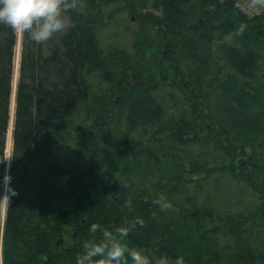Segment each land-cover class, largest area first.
I'll return each instance as SVG.
<instances>
[{
	"label": "trees",
	"instance_id": "16d2710c",
	"mask_svg": "<svg viewBox=\"0 0 264 264\" xmlns=\"http://www.w3.org/2000/svg\"><path fill=\"white\" fill-rule=\"evenodd\" d=\"M79 4L44 44L21 36L16 88L18 34L0 24V264H74L89 240L264 264V7Z\"/></svg>",
	"mask_w": 264,
	"mask_h": 264
},
{
	"label": "clouds",
	"instance_id": "9594fccd",
	"mask_svg": "<svg viewBox=\"0 0 264 264\" xmlns=\"http://www.w3.org/2000/svg\"><path fill=\"white\" fill-rule=\"evenodd\" d=\"M257 3L264 7V0H257ZM80 10L79 0H0V24L6 25L14 34H26L32 42L42 45L55 34L68 30L72 26L70 13ZM10 180L11 177L5 174L3 186L7 187ZM9 191L14 194V190ZM96 231L97 224H91L89 232ZM118 231L124 236L128 230L120 228ZM129 259L132 264H185L184 257L180 255L174 260L166 255L150 258L116 241L105 244L92 240L76 254L74 264H127Z\"/></svg>",
	"mask_w": 264,
	"mask_h": 264
},
{
	"label": "rangeland",
	"instance_id": "374dc122",
	"mask_svg": "<svg viewBox=\"0 0 264 264\" xmlns=\"http://www.w3.org/2000/svg\"><path fill=\"white\" fill-rule=\"evenodd\" d=\"M243 9L249 14V15H254V14H258L260 11L259 10H257V9H255L254 8V6H252V5H247V4H245V5H243ZM131 19H132V22L133 23H131V28L133 29V30H136V28H137V25H136V19L134 18V17H131ZM21 36L22 35H19L18 34V44H17V47H16V50H15V61H14V63H15V70L16 69H18V65H19V61H20V43H21ZM19 49V50H18ZM18 57V58H17ZM18 60V61H17ZM16 63H17V65H16ZM5 158L7 159L8 157L5 155ZM8 160V159H7ZM4 200H5V196H4V198H3V202H4ZM2 209H3V206H2ZM2 220H3V218H2ZM75 240H74V238H73V235H72V231L71 230H69V229H67L66 231H65V233H64V237H63V239H62V243H63V245H65V246H68V245H70V244H72L73 242H74ZM1 245V244H0Z\"/></svg>",
	"mask_w": 264,
	"mask_h": 264
},
{
	"label": "bare ground",
	"instance_id": "6f19581e",
	"mask_svg": "<svg viewBox=\"0 0 264 264\" xmlns=\"http://www.w3.org/2000/svg\"><path fill=\"white\" fill-rule=\"evenodd\" d=\"M19 50V49H18ZM17 51V50H16ZM18 58V57H17ZM18 61V60H17ZM17 65V63H16ZM18 67V66H17ZM8 138V137H7ZM11 146H12V142H11V137L8 138V141H7V150L5 151V154L6 156L8 157L9 156V153H10V149H11ZM8 159V158H7ZM3 205H4V202H3ZM6 205V204H5Z\"/></svg>",
	"mask_w": 264,
	"mask_h": 264
},
{
	"label": "water",
	"instance_id": "95a60500",
	"mask_svg": "<svg viewBox=\"0 0 264 264\" xmlns=\"http://www.w3.org/2000/svg\"><path fill=\"white\" fill-rule=\"evenodd\" d=\"M17 76H18V69L16 71V74H15V83H16V80H17ZM14 101H15V95L13 96V103H12V107L14 108L15 104H14ZM13 116V114H12ZM11 134V133H10Z\"/></svg>",
	"mask_w": 264,
	"mask_h": 264
},
{
	"label": "flooded vegetation",
	"instance_id": "af4514ba",
	"mask_svg": "<svg viewBox=\"0 0 264 264\" xmlns=\"http://www.w3.org/2000/svg\"><path fill=\"white\" fill-rule=\"evenodd\" d=\"M244 164H245V162H242L239 164V166L242 167V165H244ZM60 240H62V239H60ZM60 243H61V245H63V243L61 241H60Z\"/></svg>",
	"mask_w": 264,
	"mask_h": 264
}]
</instances>
